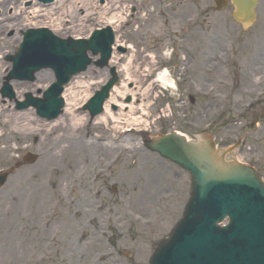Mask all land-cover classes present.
I'll return each instance as SVG.
<instances>
[{"label": "rangeland", "instance_id": "rangeland-1", "mask_svg": "<svg viewBox=\"0 0 264 264\" xmlns=\"http://www.w3.org/2000/svg\"><path fill=\"white\" fill-rule=\"evenodd\" d=\"M118 1L116 6L120 9L113 13H126L130 4L139 9L130 27L118 28L119 41L134 46L130 60L137 71L131 74L132 81L127 82L121 68L122 87L119 89L128 85L129 90L137 92L136 100L130 101L137 109L136 118L141 115L138 108L145 106L148 114L145 121L148 122L134 128L144 133L134 132L126 138L123 136V140L118 138V144L135 145L136 150L129 157L112 152L98 161L92 158L89 166L81 162L72 169L66 168V161L58 164L46 161L45 153L56 144L41 142L44 137L40 133L28 138L16 136L11 141L14 152L10 155L0 152V170L14 168L0 192V264H149L155 248L180 221L190 198L191 180L178 167L147 151L143 146L147 137L180 131L194 140L202 132H208L219 149L225 150L240 143L227 159L253 164L264 178V0H259L256 22L249 27L234 21L235 8L232 5L217 12L215 0ZM102 2L96 0L94 4L102 6ZM24 6L27 12L42 7L31 0L25 1L21 7ZM50 7H42V14ZM78 8L81 17L89 12L95 13V23L88 19L89 16L85 27L65 26L63 31L56 33L58 36L85 37L103 13L100 12L102 9L94 12L93 8ZM158 8L168 10L178 23L163 27L156 14ZM6 14L12 16L9 11ZM27 18L28 22L21 23L19 28H10L0 34V90L4 82L2 71L11 69L5 57L17 53L22 42L19 38L26 28L44 26L40 20L45 23L47 20L40 17L32 21L31 15ZM186 18L195 29L182 37L175 32ZM29 20L38 24L31 26ZM172 41L182 53L178 59L172 56L171 61L178 66L173 79L179 86L177 90L168 89L169 93H165L158 83L148 87L151 83L146 81L144 70L157 61L149 57V53L151 56L170 54ZM126 60L122 63L123 69L125 63L130 62ZM229 62H232L231 70ZM48 73L53 77L52 72ZM100 76L105 78V71L102 73L94 67L82 76L90 93L99 87L95 78ZM51 77L34 82L39 84L40 92ZM16 83L12 84L13 87L30 84ZM147 88L151 91L144 97L142 94ZM36 90L31 87L24 94L37 96ZM15 94L18 99L22 93L15 91ZM191 97L195 99L194 103H191ZM125 99L126 103L128 98ZM7 100L2 101V105L9 102L14 108L13 102ZM118 112L117 107L113 113ZM86 126L90 133L102 135V143H109L107 139L114 137L108 129L93 131L90 123ZM88 128L83 132L84 139L88 137ZM1 144L4 148L8 142L5 140ZM21 146L29 148L17 149ZM28 153L37 156V160L33 164L18 166L19 157ZM45 164L61 170L55 173L50 171L55 168H49L43 172L41 168ZM92 168L104 171L97 173ZM31 170L37 171V176L31 178ZM63 198L69 199L70 207L62 205ZM84 200L88 203L85 204ZM53 203L54 211L48 215L46 209ZM76 210L84 212L76 216ZM49 217L53 218L51 224ZM46 223L50 225L48 229ZM82 225L89 235L86 242L89 248H81L88 246L80 240L83 232L78 228ZM47 238L54 240V250L47 248ZM89 238H95L94 244Z\"/></svg>", "mask_w": 264, "mask_h": 264}, {"label": "water", "instance_id": "water-1", "mask_svg": "<svg viewBox=\"0 0 264 264\" xmlns=\"http://www.w3.org/2000/svg\"><path fill=\"white\" fill-rule=\"evenodd\" d=\"M254 5L243 0L240 12L250 17ZM91 106L95 115L101 102ZM148 147L193 179L185 217L152 264H264V187L256 173L217 160L208 143H188L178 135ZM226 217L231 224L221 229L218 224Z\"/></svg>", "mask_w": 264, "mask_h": 264}, {"label": "bare ground", "instance_id": "bare-ground-1", "mask_svg": "<svg viewBox=\"0 0 264 264\" xmlns=\"http://www.w3.org/2000/svg\"><path fill=\"white\" fill-rule=\"evenodd\" d=\"M15 1V0H13ZM96 0H58L56 6L52 7L51 9L45 10L44 14H42V11L34 10L31 13H28L31 15L33 20H38L40 17H44L46 20H40V23H44V27L50 25L49 27L55 28L57 31L63 30V27L65 24H70V26H75V28H81L85 27L84 25V18L81 17L78 14V10L80 8L84 9L87 8V10L95 7H98V5L94 2ZM107 1V6L103 9L104 14H106V11H116L119 10L120 7L116 6L119 4L118 0H113L111 2ZM12 2L10 0H0V10L1 15L0 17V34H3L4 32H7L8 29H14L19 28L21 26V23L28 22V18L26 17L27 11L24 8H20L17 3L11 4ZM95 5V6H94ZM11 10H14L15 12H12ZM7 11L12 12V16H8L6 14ZM123 11V10H122ZM107 12V13H108ZM109 12V14L111 13ZM124 12V11H123ZM123 12H120L118 14H113L110 20L112 22H118L123 19ZM113 13V12H112ZM116 13V12H114ZM125 13V12H124ZM127 13V12H126ZM125 13V14H126ZM60 14L59 17L57 15ZM55 16L57 18H55ZM29 20V21H31ZM22 21V22H20ZM29 22L30 25H37L38 23ZM17 22V24H15ZM144 23L146 25V22L144 20ZM43 25V24H42ZM34 27H41V26H34ZM21 30V29H19ZM78 37V36H76ZM154 59V57H151ZM133 59V57H132ZM1 65V64H0ZM127 77V80L132 79L133 73H136L131 60L127 67L124 69ZM48 77H51L48 73V71H43L36 75V78L38 82H43ZM52 78V77H51ZM50 78V79H51ZM159 80L162 82H169L168 85L173 87V83L171 81H168V79L165 78L164 75H161L159 77ZM49 81V79H48ZM132 81V80H131ZM47 82V81H46ZM136 83V82H135ZM31 87L36 88L37 92L40 86L38 83H30L29 85L21 86L17 85L14 86L15 91H19L21 96H19V99H22L24 96V92L30 91ZM123 89H116L114 93V97H111V101L106 106L105 114L103 116H100L93 120L91 123V126H93L94 130H100L104 129L109 131V133L115 134L117 131L121 130L123 126L126 127H140L143 123H145V109L144 105L140 106L138 108L139 111H142L143 114L140 115V117L136 118V112L137 109L133 106H128L127 103H125V96L127 94L133 93V99L136 100V93L134 90H129L130 88L126 86H123ZM89 86L86 85L82 80H77L75 83H71L69 88L65 92L66 97V103L67 108L64 112V115L60 117L56 122L50 123V124H44L40 123L39 120L36 119L34 115V110H26L25 112L19 113L16 112L11 103H5L2 105L1 97H0V143L2 141L5 142V140L8 142V144L4 148H0V152L3 154H12L13 148L11 146V141L15 140L16 136L19 137H25L28 134H41L43 135V139L41 142H44V144H56V146H53L52 148H49L46 155V161H53V163H63L64 161L67 162L66 168H76L77 165L81 162H85L88 164V166L91 163V159L95 158V160L98 161V158L102 157L103 155H111L112 152L117 153L119 155H123L126 157H129L131 155V152L133 150H136V147L134 144L126 145L124 144H117L113 141L109 143H102V135H89L88 139H84V133L83 129L86 125V122H90V118L87 114L83 113L80 115H77V111L79 110V106L87 101V99L90 96V92L88 91ZM151 91L150 88H147L143 92V96H148L149 92ZM138 92H141L139 90ZM38 94V93H37ZM116 105L120 107V110L118 114H114L111 106ZM127 111V112H126ZM112 123V128L109 129L110 124ZM41 124V125H39ZM61 130V131H58ZM201 141H206L204 137H201ZM26 139V138H25ZM70 160V161H69ZM49 164H45L44 168H41L43 172H47L49 168H55L54 170H50L53 172H57L58 170H61V168L49 166ZM86 168V166L84 167ZM85 170L82 171L81 175L83 174ZM31 178L37 176V171L31 170L30 172ZM28 188L30 187V184H25ZM34 190V189H33ZM37 194V192L35 193ZM69 199L63 198L62 205L66 207H70L71 203L68 201ZM84 203L87 204L88 202L84 200ZM84 206V205H83ZM55 203L51 204L48 209H46V212L48 215H51L54 211ZM84 211L76 210V216H79V214H83ZM53 218H48V221H50V224L52 222ZM50 225H47L46 223V229H48ZM83 229V225L78 228ZM87 236L86 238H83ZM88 236L89 235H83L80 237V240H84L86 245L81 248H89L88 242ZM95 238H89L91 241V244L94 242ZM49 242H53L50 238H47V241H45L47 248L53 249V243L49 244ZM87 242V243H86ZM94 244V243H93ZM70 253V250H69Z\"/></svg>", "mask_w": 264, "mask_h": 264}]
</instances>
